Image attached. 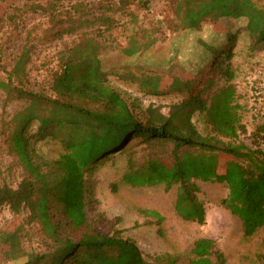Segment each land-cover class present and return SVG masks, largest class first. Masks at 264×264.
Listing matches in <instances>:
<instances>
[{
	"label": "trees",
	"instance_id": "16d2710c",
	"mask_svg": "<svg viewBox=\"0 0 264 264\" xmlns=\"http://www.w3.org/2000/svg\"><path fill=\"white\" fill-rule=\"evenodd\" d=\"M19 1L46 19L48 32L41 44L65 37L73 40L57 51L48 81L37 91L30 87L27 66L38 43L32 44L29 38L7 64L2 63L0 51L2 109L17 105L12 114L0 119V145L21 176L15 188L0 184V209L25 214L20 227L0 229V264H178L170 255L150 261L131 240L117 233L104 235L88 221L86 182L98 167L117 156L125 157L122 181L126 185L162 186L166 192L176 187L174 211L186 222L205 224L196 184L200 181L226 185L228 194L220 205L240 221L244 238L264 227V121L251 135L255 147H247L240 140L247 130L237 102L235 74L228 64L240 20L246 21L252 50L264 43V7H258L255 0L169 1L175 20L168 22V31H199L217 22L225 30L213 32L224 37L226 45L222 41L215 47L199 45L203 49L197 55L200 64L195 74L180 67L172 68L170 76L141 72L142 67L133 73L124 66L119 79L135 84L139 93L155 96L186 91L182 99L166 106V113L164 106L150 104L144 119L138 120L108 85L100 56L104 36L116 26L111 13L128 12L134 22L127 10L139 0H115L114 6L102 5L99 14L80 1L65 6L61 0ZM16 4L0 14V27H12L18 35L24 29ZM165 30H147L140 40L131 36L127 46H117V51L129 60L149 50L162 37L152 35L165 36ZM208 60L213 64L211 74H216L203 80ZM197 114L204 116L209 134L202 135L195 127ZM47 140L61 147L55 160L36 154L35 145ZM136 146L145 152L140 162L134 158ZM219 156L229 158L222 170ZM142 214L157 224L162 222L155 211ZM190 253L183 264H226L224 253L210 238L196 239Z\"/></svg>",
	"mask_w": 264,
	"mask_h": 264
},
{
	"label": "rangeland",
	"instance_id": "374dc122",
	"mask_svg": "<svg viewBox=\"0 0 264 264\" xmlns=\"http://www.w3.org/2000/svg\"><path fill=\"white\" fill-rule=\"evenodd\" d=\"M17 1L3 0L0 5L1 14L10 4L17 3L21 12L18 11L16 14L19 16V21L23 20L24 29L17 35L12 27L7 25L0 27V51L4 54L1 61L3 64L9 63L29 38L32 44L38 43L27 66L30 87L37 91L47 83L49 72L56 64L57 51L63 44L70 45L73 37H65L51 44H41L40 39L48 32L46 19L31 13L28 7H23V2ZM75 1L92 6L93 14L101 13L102 5L114 6L115 3V0L110 4L107 2L111 0H61L64 6ZM169 1L171 0L134 2L127 10L133 14L134 22H131L128 12H110L114 16L116 26L111 34L104 36L106 40L102 41L105 47L100 60L108 85L120 94L138 120L144 119V111L150 104L164 106L162 111L166 113V106L182 99L186 91L174 90L168 94L155 96L139 93L135 84L119 79V74H124V66H129L128 69L133 73H137V67H142L141 72L170 76L172 68L180 67L184 69L183 71L195 74L200 64L197 55L203 49L199 45L206 43L215 47L221 45L219 43L221 41L224 46L226 45L224 37L213 32V30H225L224 25L217 22L205 24L199 31H180L181 29L173 31H177L176 33L168 31V22L175 20ZM255 3L258 7H264V0H255ZM245 23V20H240L238 30L235 31L236 41L228 64L235 74L233 83L237 102L243 108L241 119L247 130L245 135L240 136V140L247 147L254 148V138L251 135L264 121V43L258 45L260 49H251L252 42L244 29ZM162 28L166 29L165 36L156 33L149 35L162 36L149 50L129 60L119 55L117 46H127L129 37L133 36L140 40L143 32ZM205 66L206 71L201 77L203 80L215 73L211 74L213 69L211 61L208 60ZM109 70L115 71L116 74L107 72ZM16 106V104L9 106L4 112L0 92V119L12 114ZM193 123L200 134L210 133L203 115H195ZM34 127L35 123H32L31 129ZM261 146L263 147L262 144ZM140 147H135L134 158L137 162H140L141 156L145 155ZM35 150L38 157L49 161L57 159L62 151L60 145L48 140L36 144ZM228 159L219 156L221 170ZM163 160L166 161V157ZM125 172V157L117 156L114 160L98 167L86 182L89 191L88 201L90 200L86 206L87 218L102 234L112 236L117 233L122 238L131 240L150 261L170 255L178 264L186 263L191 258L193 242L204 237L216 242L217 247L225 255L226 264H264V227L250 238L243 237L240 221L220 205L228 194L225 184L196 181L200 190L198 198L206 214L205 224L198 226L176 215L174 211L176 187L168 192L164 191L162 186L133 188L122 181ZM20 179L19 168L13 165L0 145V184L6 183L15 188ZM144 210L157 212L162 217V222L157 224L154 218L143 215ZM24 215V213L14 214L8 208H1L0 229L14 230L20 227ZM24 247L28 248L29 244L25 242ZM7 264H21V262Z\"/></svg>",
	"mask_w": 264,
	"mask_h": 264
}]
</instances>
